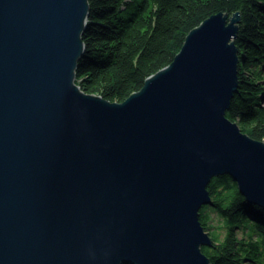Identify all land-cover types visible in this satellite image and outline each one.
Wrapping results in <instances>:
<instances>
[{
  "label": "water",
  "instance_id": "1",
  "mask_svg": "<svg viewBox=\"0 0 264 264\" xmlns=\"http://www.w3.org/2000/svg\"><path fill=\"white\" fill-rule=\"evenodd\" d=\"M88 0H0V264H210L228 175L264 207V140L226 116L239 11L186 35L123 101L76 83Z\"/></svg>",
  "mask_w": 264,
  "mask_h": 264
},
{
  "label": "trees",
  "instance_id": "2",
  "mask_svg": "<svg viewBox=\"0 0 264 264\" xmlns=\"http://www.w3.org/2000/svg\"><path fill=\"white\" fill-rule=\"evenodd\" d=\"M90 10L82 34L85 52L76 83L87 93L123 101L144 79L169 64L186 35L212 14L240 13L237 36L238 86L226 116L255 139L264 140V0H88ZM211 205L199 209L204 229L210 213L224 230L210 232L202 246L210 264H264V207L247 203L228 175L207 186Z\"/></svg>",
  "mask_w": 264,
  "mask_h": 264
},
{
  "label": "rangeland",
  "instance_id": "3",
  "mask_svg": "<svg viewBox=\"0 0 264 264\" xmlns=\"http://www.w3.org/2000/svg\"><path fill=\"white\" fill-rule=\"evenodd\" d=\"M260 74L262 76V79L260 80L262 82V85L264 86V68H261L260 69ZM263 95H261V99H260V102L261 103H264V92L262 93ZM242 131V130H241ZM210 221H209V224L212 226L210 227L209 229H205L209 235L210 232H213V233H216L217 236L220 238L223 233H224V230L223 228L221 227V222H220V219L219 217H217L214 213H210Z\"/></svg>",
  "mask_w": 264,
  "mask_h": 264
}]
</instances>
